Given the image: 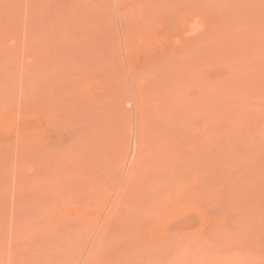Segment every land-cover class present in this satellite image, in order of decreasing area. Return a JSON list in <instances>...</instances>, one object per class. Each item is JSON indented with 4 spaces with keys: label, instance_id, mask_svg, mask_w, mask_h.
Here are the masks:
<instances>
[{
    "label": "rangeland",
    "instance_id": "1",
    "mask_svg": "<svg viewBox=\"0 0 264 264\" xmlns=\"http://www.w3.org/2000/svg\"><path fill=\"white\" fill-rule=\"evenodd\" d=\"M0 264H264V0H0Z\"/></svg>",
    "mask_w": 264,
    "mask_h": 264
}]
</instances>
